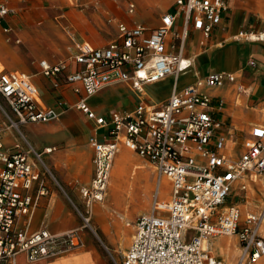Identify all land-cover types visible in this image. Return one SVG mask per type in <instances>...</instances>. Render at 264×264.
Returning <instances> with one entry per match:
<instances>
[{"label": "built area", "instance_id": "obj_1", "mask_svg": "<svg viewBox=\"0 0 264 264\" xmlns=\"http://www.w3.org/2000/svg\"><path fill=\"white\" fill-rule=\"evenodd\" d=\"M231 1L176 0L174 11L164 15L157 28L119 23L118 37L106 46L95 48L83 43L71 63H39L56 87L72 86L74 92L83 91L91 97L109 86L126 85L136 95L132 112L115 111L109 118L98 116L86 98L77 104L108 133L104 142L92 140L94 178L89 186L80 188L85 228L93 229V205L104 199L120 139L171 181V199L161 201L156 193L152 212L137 218L122 264H223L205 242L224 235L239 238L238 264H255L264 257V205L243 215L236 203L226 204L235 186L241 193L237 197L248 199L245 179L264 175V126H252L238 144L237 137L225 131L216 117L224 100L205 94L203 88L221 86L225 80L234 82L232 73H211L183 89L178 86L179 78L193 68L183 53L189 31L202 32L208 39L230 10ZM135 10V3L129 2V13ZM12 12L7 6L0 7V25ZM180 17L183 29L173 33ZM239 36L249 42H264V30L242 31ZM168 76L174 77L169 99L162 105L150 103L145 98L146 86ZM56 118L55 110L42 104L29 76L0 72V264H18L21 255L28 263H36L82 244L75 231L53 234L47 229L28 230L32 208L39 197L48 194L46 177L60 185L44 163L43 153L30 145L28 149L20 143L7 148L3 143L11 131L24 137L25 125ZM55 149L49 147L44 153ZM38 163L43 174L37 170ZM36 183L39 188L34 199Z\"/></svg>", "mask_w": 264, "mask_h": 264}, {"label": "crops", "instance_id": "obj_2", "mask_svg": "<svg viewBox=\"0 0 264 264\" xmlns=\"http://www.w3.org/2000/svg\"><path fill=\"white\" fill-rule=\"evenodd\" d=\"M80 2L83 6L82 10L72 11L69 16H65L67 27L59 22L69 40L60 36L58 28L53 26L49 33L34 29L24 33L21 29L6 23L5 19L0 25V33L3 34L0 35L2 43L0 59L7 68L1 63L4 67L2 71L19 72L29 76L38 90L42 104L54 109L55 112L57 109L61 110L60 119L25 125L22 128L24 137L16 131H11L3 137V143L7 148H13L17 143H20L24 149H28L30 145L35 151L43 153L44 163L60 185L58 186L51 178L46 177L48 194L39 197L36 205L32 208V213L27 220L30 232L47 229L53 234H63L78 225L73 207H77V203L84 199L80 188L89 186L94 178L95 149L92 140L95 139L98 142L108 140L106 129L98 128L96 123L77 107L78 102L82 98H86L90 108L98 116L106 118H109L115 111L130 113L137 104L136 95L126 85L109 86L91 97L85 96L83 91L74 92L72 86L56 87L54 79L43 74L40 61L46 60L53 65L63 62L71 63L79 45L88 43L95 48H100L116 39L119 35V23L128 26L140 24L150 29L157 28L162 17L174 11L176 0H141V3L134 0H80ZM129 2L136 5L133 14L128 11ZM90 21H92V29L96 33L93 37L85 35V30L91 25L88 24ZM5 28L9 31H4ZM182 29L183 19L180 17L175 23L173 33L181 32ZM106 30L108 33L105 32ZM261 30H264V0H232L230 10L224 14L221 23L214 28L211 36L206 39L202 32L189 31L183 51L184 55L193 62V68L179 78V89H183L185 86L193 84L199 77L211 73H232L235 75L234 82L225 80L221 86L204 87L203 92L215 99L224 100V107L216 117L223 123L225 131L233 133L237 137L238 144L248 135L252 126H264V42H249L239 36L242 31ZM33 35H37L35 40L32 38ZM170 40H172V36ZM11 41L16 47H7L6 43ZM41 42H44L48 47H44ZM73 66L75 67L72 65V68ZM173 86V76H168L157 83L148 84L145 88V98L150 103L162 105L169 99ZM240 86L243 87L242 91L239 90ZM161 88L167 90L161 93L159 91ZM66 106L69 108L66 109ZM49 147L56 149L51 153H44V150ZM119 149L134 152L125 145L123 139L118 142V152ZM37 170L43 174L44 169L41 163L37 164ZM162 179L168 180L169 188L165 195L161 192ZM254 179L249 178L248 180L247 178L245 182L248 185L254 184ZM62 183L69 187L71 194L65 190ZM38 188V183H36L32 193L34 199L37 198ZM59 190L63 192V195ZM156 190L154 196L158 193L161 201H169L172 193L169 178L160 176ZM239 194L241 195L238 190L234 196ZM154 196L150 210L141 215L152 212ZM246 196L252 197L250 202L258 204V201L254 200L250 194L249 188ZM237 199L239 198L237 197ZM95 203L94 210H99L102 203ZM245 204L237 203L240 209ZM144 211L143 209L142 212ZM102 214L100 218L95 215V222L99 224L98 229L103 233L102 226L108 231L109 229L102 218L108 214ZM135 214L138 213L131 212L129 214L128 222ZM79 232L85 246L80 249L81 253L77 258L89 256L90 264H92V256L95 259H100L94 253L92 236L85 229H81ZM105 236L108 238L111 235L109 233ZM225 236L212 238L218 240ZM212 238L209 240H213ZM237 242L240 246L239 238ZM260 260L255 264H258ZM18 264H49V262L28 263L25 256L21 255ZM99 264H106V262L100 260Z\"/></svg>", "mask_w": 264, "mask_h": 264}, {"label": "rangeland", "instance_id": "obj_3", "mask_svg": "<svg viewBox=\"0 0 264 264\" xmlns=\"http://www.w3.org/2000/svg\"><path fill=\"white\" fill-rule=\"evenodd\" d=\"M134 1L141 3V0H134ZM2 6H7L13 10V12L11 14H9L6 18H4L6 23H8L9 25H11L15 28L17 27V28L21 29L24 33H26V31H30L33 29L45 31V32L49 33L51 27L53 26L54 28H58V30L60 32V36L62 35L66 39H68V37L66 36L64 31L60 27L59 22L63 26L67 27V24L65 23L66 22L65 16H69L72 11H80L83 8L80 0H0V7H2ZM88 24H91V25L88 26L87 30H85V35L88 37H93V36H95L96 33L94 32L95 30L92 29L93 28L92 27L93 26L92 21L88 22ZM105 32L108 33L107 30ZM0 35H3V34L0 33ZM36 37H37V35H33L32 36L33 40H35ZM6 44H7V47H16L12 41L7 42ZM41 44L44 45V47H48L47 45H45L44 42H41ZM1 45H2V43L0 41V47H1ZM1 63L4 65L3 61L0 59V65H1ZM3 65H1V66H3ZM5 68H6V66H5ZM166 90H167L166 88H161L159 91L161 93H163ZM67 108H69V107L66 106V109ZM57 114H58L57 119H60L61 118V110L57 109ZM126 151L130 157H135L136 159L139 160L138 164L139 163L143 164L151 172L150 176L147 179H141V181H140L142 188L144 187L143 190L150 193V197H148V198L146 197V201L144 204L138 205V209H139L138 211H141V212L131 216L130 221L128 223L129 226H127V228L132 230V233H134V222H135V220L141 214L148 212L150 210V207H151V204L153 201L154 192L157 189V185L160 181V176H159V173L157 171V168L155 167V165L151 161H149L146 158L141 157L140 155H138L135 152H131L129 150H126ZM260 177H263V176H259L258 178H260ZM62 186L65 188V190L68 193L71 194L69 187L67 185L62 183ZM123 189L125 191L127 190V184H124ZM249 190H250V188H249ZM59 192L63 195V192L61 190H59ZM235 192H238V189L236 186L233 188V193H232L231 197H229V199L227 200L226 204H231V203H236V204L237 203H243V204H245L246 202L252 203V202H250L252 197L248 196L249 197L248 199H246V197L245 198L238 197L239 199H237V196H234ZM253 199L258 201V198H255L254 196H253ZM75 200L77 202V199H75ZM77 205H78L77 206L78 209H76V207H73V210H74V213L76 214L78 225H77V227H75L73 229H69L67 232L75 231L79 234L80 233L79 231L81 229H85L91 234L92 240H93V245L95 248L94 253L97 254V256L100 258V259H95V257L92 256V261H93L92 264H99L100 260L105 261L106 264H122L124 251H123V249L118 250V245L117 246L114 245L112 238L116 241L118 240V227L117 226L119 225V223H121V218H120V215L118 214V212L119 211L127 212V210L125 209L126 206L124 204L123 198L120 196V198L116 201V203H112V205H114V206H111V209L105 213L108 215H104L102 217L104 222H106V225L108 226V229H109V231H108L106 228L107 233H105L104 231H103V233L105 235H108L110 233L111 236H108L109 239L98 229L99 224L97 222H95V215H97L96 210L94 213H92V225H93V227H95L97 229L93 228L94 229L93 230L89 227H86V228L84 227V224H83V221H82V218L80 215V212L83 213L85 211L84 199H82L80 202H78ZM245 205H247V204H245ZM258 205H259V202H258ZM263 205H264V203L261 205V207ZM132 208L133 207L131 206L128 209L132 210ZM141 209L142 210L144 209L145 211L142 212ZM241 209H242V206H241ZM255 209L258 210L259 208H254V210ZM114 210H116V211H114ZM247 210L251 211V209H245V211H244V208L242 209L243 213H246ZM102 213H104V212H101V211L99 212V215H98L99 218H100V216L103 215ZM188 236H192V232H190L188 234ZM233 237L237 239L236 241H238V237H236L235 235ZM81 240H82V238H81ZM84 246H85V244L83 243V240H82V244L79 248L72 249L66 253H61V254H58V255L50 257V258L42 259L38 263L43 262V261H45V262L47 261L50 263V262H53L54 260L61 261L65 258H74L75 259L79 256V254L81 253L80 249L83 248ZM215 255L218 258H220V256H218L217 254H215ZM240 259H241V252H240V255L238 256V258L236 260V264L239 263ZM258 264H264V258L261 259Z\"/></svg>", "mask_w": 264, "mask_h": 264}, {"label": "bare ground", "instance_id": "obj_4", "mask_svg": "<svg viewBox=\"0 0 264 264\" xmlns=\"http://www.w3.org/2000/svg\"><path fill=\"white\" fill-rule=\"evenodd\" d=\"M1 65L0 71H2V69L4 68ZM138 162V159H136L135 157H130L128 155L126 149H119L118 155L116 156L113 164L111 180L106 194L104 196L102 204L99 207V210H96L97 216L99 215L100 211L106 213L111 209V206L115 205H112V203H116L120 196L123 198L124 204L126 206L125 209L127 210V212L117 211L120 215L121 223H119V225L117 226L118 240L116 241L113 238L112 240L115 246L118 245V250L123 249L124 253L129 247L133 238L132 230L127 228V226H129V214L131 212H141L138 211V205H142L143 201L146 200V197H150V193L143 190L144 187L142 188L140 181L141 179H147L150 176L151 172L143 164H138ZM258 177L259 176L254 179V184L250 183V186L248 185V188H250V194L255 198H258L259 205L248 203L247 205L242 206V209L244 208V211L245 209L260 208L264 203V176L260 178ZM124 184H127L126 191L123 189ZM168 188V180L162 179L161 192L163 195L168 192ZM131 206L133 208L132 210H129L128 208ZM94 212L95 210L93 208V213ZM242 214L245 215L246 213H243L242 211ZM102 230L107 233L106 228L103 226ZM262 231L264 232V229ZM205 245L214 255L217 254L218 256H220L221 259H219L223 262V264H236V260L240 255V247L238 245V242L236 241V238H234L233 236L221 237L218 240L208 239L205 242ZM90 262V257L82 256L75 259L65 258L61 261L50 262L49 264H90Z\"/></svg>", "mask_w": 264, "mask_h": 264}]
</instances>
